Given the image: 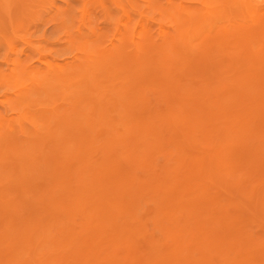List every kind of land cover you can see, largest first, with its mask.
<instances>
[{
    "label": "rangeland",
    "instance_id": "obj_1",
    "mask_svg": "<svg viewBox=\"0 0 264 264\" xmlns=\"http://www.w3.org/2000/svg\"><path fill=\"white\" fill-rule=\"evenodd\" d=\"M0 264H264V0H0Z\"/></svg>",
    "mask_w": 264,
    "mask_h": 264
},
{
    "label": "bare ground",
    "instance_id": "obj_2",
    "mask_svg": "<svg viewBox=\"0 0 264 264\" xmlns=\"http://www.w3.org/2000/svg\"><path fill=\"white\" fill-rule=\"evenodd\" d=\"M242 1H244V0H242ZM241 2V1H240ZM184 10V9H183ZM183 10H182V12H183ZM203 10V9H202ZM179 13V12H178ZM181 14V13H180ZM182 16V15H181ZM182 17H184V16H182ZM194 21V20H193ZM258 21H259V19L256 21V23H258ZM190 22V21H189ZM233 27V26H232ZM255 30V29H254ZM256 30H258V29H256ZM143 31V30H142ZM139 32V31H138ZM138 35H139V33H138ZM206 41V40H205ZM105 51V50H104ZM222 55V54H221ZM207 62V61H206ZM201 63V62H200ZM203 63V62H202ZM207 64V63H206ZM60 67H62L61 69H63L64 68V66H66V65H59ZM185 98V97H184ZM135 100V99H134ZM137 100V99H136ZM183 103V102H182ZM63 110V109H62ZM172 111V110H171ZM191 115V114H190ZM181 124V123H180ZM145 126V125H144ZM155 128V127H154ZM189 129V128H188ZM149 130H151V129H149ZM200 130V129H199ZM188 131V130H187ZM191 132V131H190ZM153 133V132H152ZM64 135V134H63ZM199 140V139H198ZM174 156V155H173ZM171 161V160H170ZM196 166V165H195ZM22 196V195H21ZM113 217H114V215H113Z\"/></svg>",
    "mask_w": 264,
    "mask_h": 264
}]
</instances>
